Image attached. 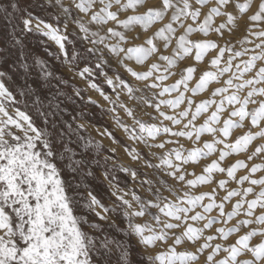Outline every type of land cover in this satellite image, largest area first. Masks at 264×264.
Returning a JSON list of instances; mask_svg holds the SVG:
<instances>
[{"label": "snow or ice", "instance_id": "6c2138e0", "mask_svg": "<svg viewBox=\"0 0 264 264\" xmlns=\"http://www.w3.org/2000/svg\"><path fill=\"white\" fill-rule=\"evenodd\" d=\"M0 20V264H111L115 248L132 264L104 231L119 217L150 264H264V0H0ZM32 32L66 59L81 35L85 65L73 54L67 72L105 103L38 58L46 83H28ZM77 100L123 137L81 123ZM93 166L110 204L70 195Z\"/></svg>", "mask_w": 264, "mask_h": 264}, {"label": "rangeland", "instance_id": "374dc122", "mask_svg": "<svg viewBox=\"0 0 264 264\" xmlns=\"http://www.w3.org/2000/svg\"><path fill=\"white\" fill-rule=\"evenodd\" d=\"M154 2V0H153ZM243 2V0H241ZM43 16H45L46 19L49 20V22L56 23L57 22V12L56 10H51L49 13H41ZM6 21L0 20V24H4ZM62 26V21H61ZM73 25H69V31L71 32L73 29ZM27 49L30 52L29 58L27 60V64L29 65L28 72H29V79L28 83L33 82H39L40 84L46 83L43 75H42V68L41 65L36 63L37 58L43 62H45L48 66V70H53L57 75L63 76L65 79H69V84L66 86H63L68 92H71L73 88H79L82 92V95L85 97L88 95H91L94 99H98L99 95L95 93L94 91L88 90L85 91V81L82 79H79L74 76H70V74L67 72V65H68V59H70L73 54H75L78 59L76 61V67L82 68L85 65V60L83 57L85 56V47L87 45V41L81 40V35H70L68 38V42L66 43V49L68 51L69 57L66 59L62 53L59 52L58 45L55 44L54 41H52L49 37H45L40 33L32 32L26 34V38L24 40ZM49 53H54L57 56H59V59H55L53 55H49ZM89 60H92V57H88ZM112 72H109V75H111ZM9 75L12 76V81L15 82V84L23 83L22 77L24 75V69L23 68H16L15 71H10ZM99 79V78H98ZM6 83H10L11 87H15V84H12L11 82L6 81ZM55 83V81H53ZM215 83H213L212 87H215ZM107 91V88H106ZM94 93V94H93ZM203 94H200L197 96V99L201 98ZM100 98V97H99ZM18 99H22L18 97ZM101 99V98H100ZM102 100V99H101ZM100 101V100H99ZM101 104H104L105 102L102 100L100 102ZM77 108L78 110H82L85 112V115L83 116V119H81V123H88L91 125H95L97 127H109L110 130L115 132V134L118 137H123V134L117 130L114 126V121L111 120L110 115H106L104 111H102L99 107L92 106V105H84L81 104L79 100H77ZM151 111V110H149ZM145 119H147L145 117ZM39 124L40 122L37 121ZM90 132H82V135L88 136ZM91 134V133H90ZM91 136L95 140H101V138H97L95 135L91 134ZM104 138H102L103 140ZM264 142V141H261ZM109 141L105 138L103 140L104 145H108ZM255 143V142H254ZM185 146L189 147L190 145L185 142ZM72 147L75 148V145H72ZM91 155L93 157H96L97 159H100V156H97V153L95 150L91 152ZM103 155V153L101 154ZM244 153H240L237 155H232L231 157H227V160L234 161L237 158H243ZM79 158V156H77ZM212 158H215L213 156ZM120 160L122 163L127 164L128 159L124 156V154L120 153ZM102 162V161H101ZM254 163H259L261 160L257 158L253 161ZM93 171L95 173L96 178H88L83 185L79 189H73L70 190V195L74 193H85V190L88 188V186L91 187V189L94 191V194L98 196L105 204H110L111 200L108 196V185L103 181V177L101 176V168H97L93 166ZM191 171V169H189ZM197 173H199L200 168H196ZM127 174L120 173L118 174V178L123 182L125 176ZM131 184V182H130ZM123 186V183L122 185ZM199 190H207V186H198ZM139 191V189H136ZM77 200H79V196H77ZM82 214V213H78ZM119 216V214H114ZM90 223L95 222V217H89ZM116 223L118 225L117 228H105L104 231L108 236V242L109 245L115 248V242H122L124 245H126L130 252V260L132 261V264H150V261L147 259L146 253L150 251L149 247H145L142 244H139L137 242V239L129 236L126 234L127 230V221L123 219V217H119L116 220ZM85 230H88V226H85ZM99 233L94 232L93 235H98ZM104 237L101 236V239ZM254 240L256 238H253ZM119 256H120V249L115 248V250L111 253V256L109 259L111 260V264H120L119 262Z\"/></svg>", "mask_w": 264, "mask_h": 264}, {"label": "bare ground", "instance_id": "6f19581e", "mask_svg": "<svg viewBox=\"0 0 264 264\" xmlns=\"http://www.w3.org/2000/svg\"><path fill=\"white\" fill-rule=\"evenodd\" d=\"M213 86V85H212ZM94 94V93H93ZM98 99L100 100V102L102 101L99 97H98ZM199 99V98H198ZM89 132L91 133V134H93V135H95L97 138H101V137H98V135H97V133L94 131V129H92V128H89ZM102 139V138H101ZM105 139V138H104ZM103 139V140H104ZM206 162V161H205Z\"/></svg>", "mask_w": 264, "mask_h": 264}]
</instances>
